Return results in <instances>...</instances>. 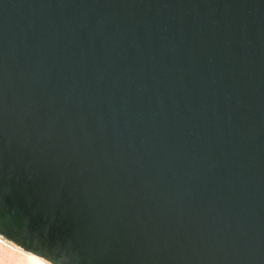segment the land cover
<instances>
[{
	"label": "water",
	"instance_id": "obj_1",
	"mask_svg": "<svg viewBox=\"0 0 264 264\" xmlns=\"http://www.w3.org/2000/svg\"><path fill=\"white\" fill-rule=\"evenodd\" d=\"M0 235L264 264V0H0Z\"/></svg>",
	"mask_w": 264,
	"mask_h": 264
},
{
	"label": "rangeland",
	"instance_id": "obj_2",
	"mask_svg": "<svg viewBox=\"0 0 264 264\" xmlns=\"http://www.w3.org/2000/svg\"><path fill=\"white\" fill-rule=\"evenodd\" d=\"M26 252L27 251L19 245L13 243L12 241L6 238L4 239L3 237V242H0V264H23L24 262L22 260L24 259V255ZM20 260L22 261V263Z\"/></svg>",
	"mask_w": 264,
	"mask_h": 264
},
{
	"label": "bare ground",
	"instance_id": "obj_3",
	"mask_svg": "<svg viewBox=\"0 0 264 264\" xmlns=\"http://www.w3.org/2000/svg\"><path fill=\"white\" fill-rule=\"evenodd\" d=\"M5 239V238H4ZM0 242H3V236L0 235ZM4 246V245H3ZM8 248V247H7ZM27 251V250H26ZM21 252V251H20ZM3 253V252H2ZM1 253V254H2ZM9 253V252H8ZM15 253V252H14ZM17 259V258H16ZM2 260V259H1ZM11 260V259H10ZM7 261V260H6ZM21 261V260H20ZM25 264H52L48 260L37 256L29 251H27L24 255V259L22 260ZM21 261V263H22ZM13 262V260H12ZM11 263V262H10ZM23 263V264H24Z\"/></svg>",
	"mask_w": 264,
	"mask_h": 264
}]
</instances>
